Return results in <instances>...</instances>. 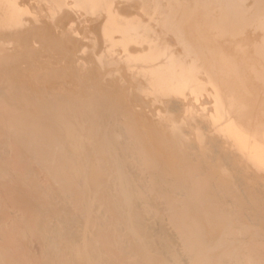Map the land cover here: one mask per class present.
Masks as SVG:
<instances>
[{
	"label": "bare ground",
	"instance_id": "1",
	"mask_svg": "<svg viewBox=\"0 0 264 264\" xmlns=\"http://www.w3.org/2000/svg\"><path fill=\"white\" fill-rule=\"evenodd\" d=\"M0 264H264V0H0Z\"/></svg>",
	"mask_w": 264,
	"mask_h": 264
}]
</instances>
